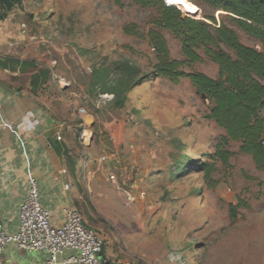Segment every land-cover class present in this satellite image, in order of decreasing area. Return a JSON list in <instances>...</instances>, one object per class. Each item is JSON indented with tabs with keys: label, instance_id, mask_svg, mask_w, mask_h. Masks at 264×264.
<instances>
[{
	"label": "rangeland",
	"instance_id": "obj_1",
	"mask_svg": "<svg viewBox=\"0 0 264 264\" xmlns=\"http://www.w3.org/2000/svg\"><path fill=\"white\" fill-rule=\"evenodd\" d=\"M169 1L184 16H214L241 43L263 49L226 13ZM160 17L157 6L133 0H21L0 24L21 47L27 72L48 69L47 104L72 155L80 156L78 170L90 178L81 212L103 237V256L108 250L120 264H264V171L239 152L238 141L221 145L232 152L226 162L217 157L225 130L208 118L212 103L188 78L151 73L157 62L151 30L164 37L171 59H184L180 40L158 26ZM198 53L201 61L181 69L216 78L218 65L203 48ZM121 62L138 68L139 82L118 105L103 89L118 88ZM100 68L108 77L94 84L91 71Z\"/></svg>",
	"mask_w": 264,
	"mask_h": 264
},
{
	"label": "trees",
	"instance_id": "obj_2",
	"mask_svg": "<svg viewBox=\"0 0 264 264\" xmlns=\"http://www.w3.org/2000/svg\"><path fill=\"white\" fill-rule=\"evenodd\" d=\"M20 1L0 0V21L4 20L9 10ZM190 1L207 6L212 11L226 13L241 30L258 39L263 49L257 50L244 45L234 30L224 22L217 23L212 15H205L203 19L193 18L184 16L180 8L168 5L164 0H133L140 6L159 8L161 17L158 26L168 29L180 40L184 56L183 60L171 59L164 37L151 30L149 38L157 60L151 73L157 77H168L173 82L188 78L196 93L211 101L208 118L225 130L217 147V157L226 162L232 152L221 149V145L238 141L239 152L251 155L255 167L264 171V0ZM200 48L218 65L216 78L201 72L187 73L181 69L183 65L202 60L198 53ZM115 66L118 71L123 72L117 83L118 88H104L103 92L111 91L114 102L123 105L126 100L125 91L139 82V79L133 81L139 71L128 62L117 63ZM108 74V68L93 69L91 78L96 84L103 82ZM202 166L208 174L209 170L204 164ZM231 210L235 213L233 206Z\"/></svg>",
	"mask_w": 264,
	"mask_h": 264
},
{
	"label": "crops",
	"instance_id": "obj_3",
	"mask_svg": "<svg viewBox=\"0 0 264 264\" xmlns=\"http://www.w3.org/2000/svg\"><path fill=\"white\" fill-rule=\"evenodd\" d=\"M10 35L12 32L0 24V219L7 234L18 231L19 206L27 193L29 176L37 179L40 200L55 227L63 223L68 207L83 210L90 179L79 171L80 156L72 155L69 143L61 136L62 121L47 104L44 87L48 69L27 72L23 51ZM25 74L26 81L16 80ZM117 168L123 170L121 163ZM73 253L67 250L58 259ZM106 255L112 259L108 250ZM48 259L45 251H28L13 243H6L0 251V264H47Z\"/></svg>",
	"mask_w": 264,
	"mask_h": 264
},
{
	"label": "built area",
	"instance_id": "obj_4",
	"mask_svg": "<svg viewBox=\"0 0 264 264\" xmlns=\"http://www.w3.org/2000/svg\"><path fill=\"white\" fill-rule=\"evenodd\" d=\"M87 139L88 133L83 130L82 141L86 142ZM104 159L102 156L100 161ZM109 179L118 184L113 173L109 174ZM27 184V193L19 206L18 231L5 233L0 219V251L6 243H13L28 251H45L49 255L47 264H120L103 256V237L83 223L82 213L77 208L68 207L63 223L53 226L50 212L40 200L37 179L29 176ZM127 198L132 201L134 195L127 191ZM67 250L74 253L59 261L58 257Z\"/></svg>",
	"mask_w": 264,
	"mask_h": 264
},
{
	"label": "bare ground",
	"instance_id": "obj_5",
	"mask_svg": "<svg viewBox=\"0 0 264 264\" xmlns=\"http://www.w3.org/2000/svg\"><path fill=\"white\" fill-rule=\"evenodd\" d=\"M164 2H165L166 4H168V5H176V4H174V2L169 1V0H164Z\"/></svg>",
	"mask_w": 264,
	"mask_h": 264
}]
</instances>
